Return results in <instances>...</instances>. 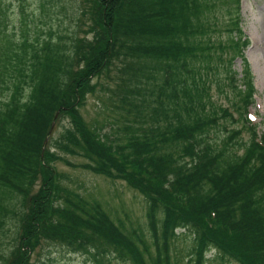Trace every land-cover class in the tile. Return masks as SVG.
<instances>
[{
  "label": "trees",
  "instance_id": "16d2710c",
  "mask_svg": "<svg viewBox=\"0 0 264 264\" xmlns=\"http://www.w3.org/2000/svg\"><path fill=\"white\" fill-rule=\"evenodd\" d=\"M28 2L0 0V264H44L45 243L84 264H264V117L248 116L242 0ZM111 73L105 130L82 108ZM59 162L125 182L144 220L117 223L64 185Z\"/></svg>",
  "mask_w": 264,
  "mask_h": 264
},
{
  "label": "rangeland",
  "instance_id": "374dc122",
  "mask_svg": "<svg viewBox=\"0 0 264 264\" xmlns=\"http://www.w3.org/2000/svg\"><path fill=\"white\" fill-rule=\"evenodd\" d=\"M31 8L38 7V0H29ZM84 8H89L88 0H85ZM31 11V10H30ZM224 16L225 10H221ZM18 15V14H17ZM242 16H243V31L250 38L251 44L246 50V57L250 62L251 70L254 74V82L257 88L255 96L256 105L249 110V114L255 122H261L264 117V0H242ZM90 21V19H86ZM63 29V33L71 35V27ZM241 78L243 70L242 62L238 60L235 66ZM101 77L96 79L98 90L94 95H89L85 106L82 108V114L90 126L101 127L106 119L110 118L112 126H116L114 115L110 114L104 106L110 99L111 92L105 87L114 86L112 78ZM214 98L219 104L228 105V101L215 93ZM68 124V120L64 119L56 127L54 132L55 137H58L64 130V126ZM105 130H109V126ZM259 129L262 130V127ZM245 138L247 136L245 135ZM68 161L74 164L85 162L80 156L65 155L60 153ZM56 168L62 174L61 180L64 185L73 188L76 192L87 199H96L104 204L108 213L118 223V220L129 222L130 220H144L145 202L144 197L137 191L129 188L123 181H112L104 176H98L90 171H85L81 168H71L64 162L56 164ZM33 260L44 264H84L82 256L69 254L68 250L56 245L47 243L41 246V249L33 256Z\"/></svg>",
  "mask_w": 264,
  "mask_h": 264
}]
</instances>
